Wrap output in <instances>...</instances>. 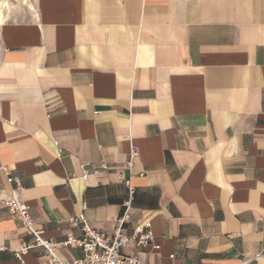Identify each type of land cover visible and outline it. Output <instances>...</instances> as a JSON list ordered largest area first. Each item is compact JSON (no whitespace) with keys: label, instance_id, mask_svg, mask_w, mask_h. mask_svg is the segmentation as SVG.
Listing matches in <instances>:
<instances>
[{"label":"crops","instance_id":"crops-1","mask_svg":"<svg viewBox=\"0 0 264 264\" xmlns=\"http://www.w3.org/2000/svg\"><path fill=\"white\" fill-rule=\"evenodd\" d=\"M7 1L0 166L57 256L81 257L70 218L113 233L127 182L123 229L154 240L124 255L264 264V0ZM9 191L0 172V264H44L14 254L33 238Z\"/></svg>","mask_w":264,"mask_h":264},{"label":"built area","instance_id":"built-area-1","mask_svg":"<svg viewBox=\"0 0 264 264\" xmlns=\"http://www.w3.org/2000/svg\"><path fill=\"white\" fill-rule=\"evenodd\" d=\"M132 154L134 156L135 152ZM0 172L10 186L8 197L3 202L7 213L19 219L26 233L33 238L31 245H22L18 251L14 252L18 259L33 248H40L46 257L44 264H142L136 256H127L122 253V250L130 245L145 247L154 240L152 233L146 231L148 225L134 229L131 235L126 234L123 229L135 194L134 187L129 183H125L128 195L123 204V216L117 221V226L111 235L102 234L92 229L82 214L68 220L69 227H80L81 236L79 238L68 237L63 242V246L78 249L81 252V257L70 262H64L57 256L55 244L44 239L42 233L35 229L30 207L23 203L20 197L19 181L12 177L9 169L5 166H0ZM85 177L86 175L83 176V178ZM85 209V204H82L81 211L83 212Z\"/></svg>","mask_w":264,"mask_h":264},{"label":"bare ground","instance_id":"bare-ground-1","mask_svg":"<svg viewBox=\"0 0 264 264\" xmlns=\"http://www.w3.org/2000/svg\"><path fill=\"white\" fill-rule=\"evenodd\" d=\"M22 3L27 5L26 0H22ZM3 7H6L7 8L8 7V2H6V1L1 2L0 1V25L3 24L4 21L6 20V16L3 13V10L4 9L2 10Z\"/></svg>","mask_w":264,"mask_h":264},{"label":"rangeland","instance_id":"rangeland-1","mask_svg":"<svg viewBox=\"0 0 264 264\" xmlns=\"http://www.w3.org/2000/svg\"><path fill=\"white\" fill-rule=\"evenodd\" d=\"M1 2H3V1H6V2H8L7 0H0ZM11 3L12 4H21L22 6H24V7H26L27 5L26 4H22V2H21V0L18 2V0L17 1H11ZM28 3V2H27ZM11 7H12V5L8 2V7L6 8V7H3L2 8V10H3V13L5 14V16H6V14H7V12H9L10 11V9H11ZM6 11V12H5Z\"/></svg>","mask_w":264,"mask_h":264}]
</instances>
